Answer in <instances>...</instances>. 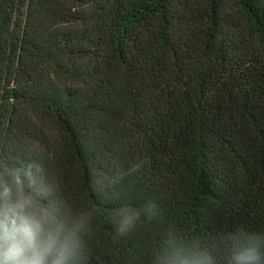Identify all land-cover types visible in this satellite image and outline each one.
<instances>
[{"label":"trees","instance_id":"obj_1","mask_svg":"<svg viewBox=\"0 0 264 264\" xmlns=\"http://www.w3.org/2000/svg\"><path fill=\"white\" fill-rule=\"evenodd\" d=\"M0 159L95 212L88 264H156L172 240L227 264L229 231L264 232V0H0Z\"/></svg>","mask_w":264,"mask_h":264},{"label":"clouds","instance_id":"obj_2","mask_svg":"<svg viewBox=\"0 0 264 264\" xmlns=\"http://www.w3.org/2000/svg\"><path fill=\"white\" fill-rule=\"evenodd\" d=\"M140 164L131 168L139 170ZM123 179L121 174L113 183ZM91 187V184H90ZM99 204L94 208L99 209ZM158 205L142 208L122 204L114 229L124 236L136 228L142 215L149 219ZM95 212L72 214L44 184V172L35 160L0 159V264H88L83 235L90 230ZM227 264H264V232L243 226L229 231ZM156 264H218L216 256L198 241H169Z\"/></svg>","mask_w":264,"mask_h":264},{"label":"rangeland","instance_id":"obj_3","mask_svg":"<svg viewBox=\"0 0 264 264\" xmlns=\"http://www.w3.org/2000/svg\"><path fill=\"white\" fill-rule=\"evenodd\" d=\"M38 61V64L37 65H41L43 66L42 64L47 62V57H39V59H37ZM31 74L30 72H27V74L24 76L25 80H30L31 78Z\"/></svg>","mask_w":264,"mask_h":264}]
</instances>
